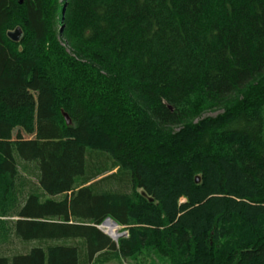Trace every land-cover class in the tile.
<instances>
[{
    "label": "trees",
    "instance_id": "1",
    "mask_svg": "<svg viewBox=\"0 0 264 264\" xmlns=\"http://www.w3.org/2000/svg\"><path fill=\"white\" fill-rule=\"evenodd\" d=\"M146 249L264 264V0H0V264Z\"/></svg>",
    "mask_w": 264,
    "mask_h": 264
},
{
    "label": "rangeland",
    "instance_id": "2",
    "mask_svg": "<svg viewBox=\"0 0 264 264\" xmlns=\"http://www.w3.org/2000/svg\"><path fill=\"white\" fill-rule=\"evenodd\" d=\"M224 112V110H214V111H206L204 112L201 116H199L198 118H196L195 120H193V124L199 123L200 121H202L205 118H217L218 116L222 115V113ZM180 129H176V131H179ZM109 175L105 174L103 175L104 177ZM103 176H101L103 178ZM100 178V179H102ZM32 180V178H30ZM98 179V180H100ZM33 180H35L33 178ZM97 180V181H98ZM107 227V224L105 225V228ZM118 227V231L119 233H123V231H126L125 229H123V227L117 225ZM101 230L107 235L109 236L108 232H109V228L106 231L105 228H103V224L100 226ZM118 236V232L115 230L114 231ZM115 243H117L119 241V237L117 240L113 239L111 236H109ZM12 249L17 250L18 252L23 251L24 252V248L21 245L20 242L15 241V243L12 246ZM96 264H168V259L165 258L163 255H161L157 250H152V249H146L140 253H138L135 257L131 258V259H117V260H112L110 262H106V263H96Z\"/></svg>",
    "mask_w": 264,
    "mask_h": 264
},
{
    "label": "water",
    "instance_id": "3",
    "mask_svg": "<svg viewBox=\"0 0 264 264\" xmlns=\"http://www.w3.org/2000/svg\"><path fill=\"white\" fill-rule=\"evenodd\" d=\"M23 36V32L21 28H17L15 31L8 33V37L13 42H19ZM65 120L67 124L69 125L71 123L69 117L67 114H64ZM116 225V223H114Z\"/></svg>",
    "mask_w": 264,
    "mask_h": 264
},
{
    "label": "bare ground",
    "instance_id": "4",
    "mask_svg": "<svg viewBox=\"0 0 264 264\" xmlns=\"http://www.w3.org/2000/svg\"><path fill=\"white\" fill-rule=\"evenodd\" d=\"M193 95V94H192ZM195 98V97H194ZM110 220V219H109ZM107 224V227L109 228V232H108V234H109V236H111L113 239H115V240H117L118 239V237L119 238H121V234L119 233V231H118V227L116 226V225H114L111 221H105L104 223H103V228H105V225ZM106 227V228H107ZM105 228V229H106ZM108 228L106 229V231L108 230ZM124 229V228H123ZM117 231L118 232V234H119V236L114 232V231Z\"/></svg>",
    "mask_w": 264,
    "mask_h": 264
},
{
    "label": "built area",
    "instance_id": "5",
    "mask_svg": "<svg viewBox=\"0 0 264 264\" xmlns=\"http://www.w3.org/2000/svg\"><path fill=\"white\" fill-rule=\"evenodd\" d=\"M107 221H111V220H107ZM112 222V221H111ZM114 224V222H112ZM115 225V224H114ZM117 226V225H116ZM127 236V232L126 231H123V233H121V237H125Z\"/></svg>",
    "mask_w": 264,
    "mask_h": 264
}]
</instances>
